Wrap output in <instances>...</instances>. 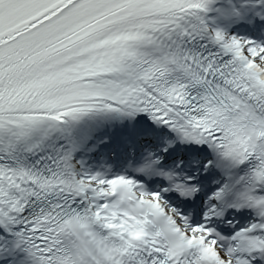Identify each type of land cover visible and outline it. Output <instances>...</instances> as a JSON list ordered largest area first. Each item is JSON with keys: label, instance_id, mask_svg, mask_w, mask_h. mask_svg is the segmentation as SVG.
<instances>
[{"label": "snow or ice", "instance_id": "6c2138e0", "mask_svg": "<svg viewBox=\"0 0 264 264\" xmlns=\"http://www.w3.org/2000/svg\"><path fill=\"white\" fill-rule=\"evenodd\" d=\"M0 264H264V0H0Z\"/></svg>", "mask_w": 264, "mask_h": 264}]
</instances>
